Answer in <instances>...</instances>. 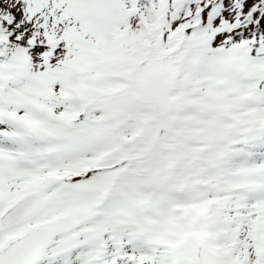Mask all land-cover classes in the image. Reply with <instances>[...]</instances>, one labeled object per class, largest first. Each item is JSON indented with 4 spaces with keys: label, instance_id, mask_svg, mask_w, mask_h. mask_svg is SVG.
<instances>
[{
    "label": "snow or ice",
    "instance_id": "obj_1",
    "mask_svg": "<svg viewBox=\"0 0 264 264\" xmlns=\"http://www.w3.org/2000/svg\"><path fill=\"white\" fill-rule=\"evenodd\" d=\"M0 264H264V0H0Z\"/></svg>",
    "mask_w": 264,
    "mask_h": 264
}]
</instances>
